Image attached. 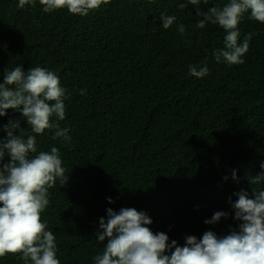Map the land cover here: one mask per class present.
Returning <instances> with one entry per match:
<instances>
[{
    "label": "trees",
    "instance_id": "obj_1",
    "mask_svg": "<svg viewBox=\"0 0 264 264\" xmlns=\"http://www.w3.org/2000/svg\"><path fill=\"white\" fill-rule=\"evenodd\" d=\"M17 4L0 0V82L17 65L56 73L65 118L50 119L71 139H53L54 128L32 133L20 111L8 109L0 142L3 125L19 121L36 138L30 157L59 151L67 181L48 190L41 221L56 237L60 264H94L106 245L95 234L108 208L145 212L147 227L180 246L188 235L238 228L234 193L243 189L251 198L249 178L264 171V23L249 19L250 10L242 16L238 43L254 35L244 63L230 65L213 56L227 31L212 23L197 28L202 17L187 0H110L85 16L66 8L46 13L39 0ZM161 13L176 17L167 29ZM205 63L207 75H189V65ZM8 160L6 154L0 164ZM216 211L228 216L204 223ZM21 255L8 253L0 264H24Z\"/></svg>",
    "mask_w": 264,
    "mask_h": 264
},
{
    "label": "clouds",
    "instance_id": "obj_2",
    "mask_svg": "<svg viewBox=\"0 0 264 264\" xmlns=\"http://www.w3.org/2000/svg\"><path fill=\"white\" fill-rule=\"evenodd\" d=\"M36 0H18L17 7L35 6ZM110 0H39L44 12L66 8L72 14L85 16L90 10L98 9ZM208 0H187L196 7L195 15L202 17L196 27L203 29L206 23L217 24L227 31L224 48L213 52L216 62L230 65L242 64V57L249 49L253 33H247L238 43V24L242 16L249 12V19L264 23V0H230L220 6H212L207 11L199 5ZM181 9L185 3L179 5ZM162 26L167 29L176 17L160 14ZM185 26L178 25L183 37ZM190 43V41H188ZM206 66L189 65V75L203 77L208 74ZM80 94H85L80 89ZM65 89L61 87L56 73L42 67L24 71L17 65L5 69L0 82V116L8 109L20 111L31 132L41 134L45 129H56L53 139H71L68 129H61L51 122L55 115L65 118L62 98ZM53 102V103H50ZM6 138L0 142V161L7 154V163L0 164V257L8 253H22L24 264H60L56 257L57 245L53 232L46 230L41 221V212L49 205V189L57 179L63 186L67 181L66 170L62 167L59 151L52 147L50 152L36 153V138L21 128L19 121H9L3 125ZM24 132L18 135L17 131ZM264 169V162L260 164ZM232 178L237 179L236 170ZM228 179L227 176L224 177ZM251 198L243 189L234 193L238 197L231 203L233 219L239 221L238 228L228 234L217 236L211 230L205 231L198 239L194 235L185 237L183 246L176 240L169 242L165 232H153L147 225L152 220L143 211L131 207H121L119 211L106 209L107 219L99 218L97 240L106 241L102 254L94 257V264H264V171L249 178ZM108 202L113 203L111 197ZM228 213L216 211L204 223L213 224Z\"/></svg>",
    "mask_w": 264,
    "mask_h": 264
}]
</instances>
